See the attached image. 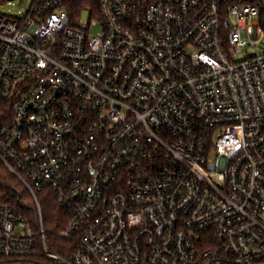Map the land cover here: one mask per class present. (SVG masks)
Masks as SVG:
<instances>
[{"label":"built area","instance_id":"built-area-1","mask_svg":"<svg viewBox=\"0 0 264 264\" xmlns=\"http://www.w3.org/2000/svg\"><path fill=\"white\" fill-rule=\"evenodd\" d=\"M260 37L264 0H33L0 14V162L39 224L0 204V257L264 264V51L235 59ZM41 192L66 216L67 256L47 241Z\"/></svg>","mask_w":264,"mask_h":264},{"label":"trees","instance_id":"trees-1","mask_svg":"<svg viewBox=\"0 0 264 264\" xmlns=\"http://www.w3.org/2000/svg\"><path fill=\"white\" fill-rule=\"evenodd\" d=\"M4 2L5 0H0ZM39 205L43 217V227L49 235L48 243L54 251L62 256L64 248L70 243L57 237L67 222L63 211L58 207L57 202L50 192L37 194ZM0 204H8L16 216L28 224L34 232L38 231L39 224L36 214L35 204L26 190L25 186L10 173V171L0 162ZM0 264H52L47 258L39 253L26 257H0Z\"/></svg>","mask_w":264,"mask_h":264},{"label":"rangeland","instance_id":"rangeland-1","mask_svg":"<svg viewBox=\"0 0 264 264\" xmlns=\"http://www.w3.org/2000/svg\"><path fill=\"white\" fill-rule=\"evenodd\" d=\"M32 2L33 0H5L4 2L0 1V14L11 17L25 14L31 6ZM80 18L83 22H86L87 20L85 13H82ZM99 31L100 30L98 26H92L90 35H95ZM253 41L255 42L256 47H248L246 49H243L240 54L236 55V60H241L252 55H257L258 53L264 51V42L261 37L258 39H254Z\"/></svg>","mask_w":264,"mask_h":264},{"label":"water","instance_id":"water-1","mask_svg":"<svg viewBox=\"0 0 264 264\" xmlns=\"http://www.w3.org/2000/svg\"><path fill=\"white\" fill-rule=\"evenodd\" d=\"M7 1H11V0H7Z\"/></svg>","mask_w":264,"mask_h":264}]
</instances>
